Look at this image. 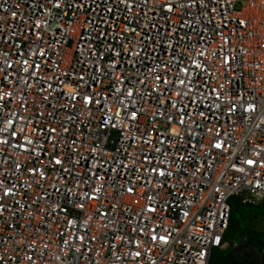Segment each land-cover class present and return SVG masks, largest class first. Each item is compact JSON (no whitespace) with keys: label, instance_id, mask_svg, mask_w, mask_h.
<instances>
[{"label":"built area","instance_id":"built-area-1","mask_svg":"<svg viewBox=\"0 0 264 264\" xmlns=\"http://www.w3.org/2000/svg\"><path fill=\"white\" fill-rule=\"evenodd\" d=\"M235 197L264 0H0V264H209Z\"/></svg>","mask_w":264,"mask_h":264},{"label":"trees","instance_id":"trees-1","mask_svg":"<svg viewBox=\"0 0 264 264\" xmlns=\"http://www.w3.org/2000/svg\"><path fill=\"white\" fill-rule=\"evenodd\" d=\"M231 217L229 227L225 233L223 247L216 249L209 264H234L235 244L249 243L253 250L251 258L245 264H264V227L258 228L254 224L264 218L260 208L243 204L238 197L231 199ZM230 243V244H229ZM228 245V246H227Z\"/></svg>","mask_w":264,"mask_h":264},{"label":"flooded vegetation","instance_id":"flooded-vegetation-1","mask_svg":"<svg viewBox=\"0 0 264 264\" xmlns=\"http://www.w3.org/2000/svg\"><path fill=\"white\" fill-rule=\"evenodd\" d=\"M252 254L253 250L249 246V243H240L235 249V256L237 259L234 261V264H245L247 260L251 258Z\"/></svg>","mask_w":264,"mask_h":264},{"label":"rangeland","instance_id":"rangeland-1","mask_svg":"<svg viewBox=\"0 0 264 264\" xmlns=\"http://www.w3.org/2000/svg\"><path fill=\"white\" fill-rule=\"evenodd\" d=\"M260 212L264 215V207L260 208ZM256 227L258 228H263L264 227V218L261 219V221L257 220L254 224ZM230 244V243H229ZM238 244H235V246H237ZM228 246V245H227ZM215 254H216V251H215Z\"/></svg>","mask_w":264,"mask_h":264},{"label":"snow or ice","instance_id":"snow-or-ice-1","mask_svg":"<svg viewBox=\"0 0 264 264\" xmlns=\"http://www.w3.org/2000/svg\"><path fill=\"white\" fill-rule=\"evenodd\" d=\"M218 146V145H217ZM57 163H59V161H57ZM249 163H251V162H249Z\"/></svg>","mask_w":264,"mask_h":264}]
</instances>
